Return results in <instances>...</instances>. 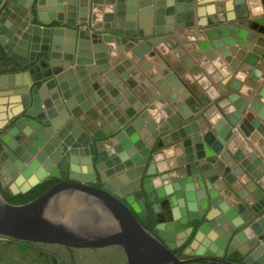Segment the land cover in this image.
<instances>
[{
    "label": "crops",
    "instance_id": "1",
    "mask_svg": "<svg viewBox=\"0 0 264 264\" xmlns=\"http://www.w3.org/2000/svg\"><path fill=\"white\" fill-rule=\"evenodd\" d=\"M157 1L163 3L159 8L164 11L163 19L168 15L173 16V20L157 26L165 30L159 33L155 26L143 30L137 28V35L130 38L136 44L121 53L124 44H118L116 35L103 25H109L110 15L125 13L126 0H96L94 3L90 0L87 20H77L78 27L82 28L86 23L91 32L106 36V40L99 43L105 57L109 58L107 64L110 67L106 71H114L123 83L126 80L115 70L116 67L123 68L124 73L129 72L136 87L126 86L136 100L125 97L127 106L133 107L140 102L142 108L135 116L129 117L105 85L94 81L99 83L98 87L91 84L98 104L91 101L92 106L75 119L76 125L98 145V150L109 147L108 143L124 145L127 152L135 150L133 145L137 143H142L143 149H149L142 178L149 184V194L154 199L152 203L168 199L170 207L186 209L197 215L200 222L197 235L182 252L221 257L233 237L243 233L245 239L249 238L246 232H250V224L264 214V209L258 211V202L262 196L264 198V172L254 175L264 163V49L258 53L246 47L258 46L250 35H264L241 24V21L255 20L264 14L254 17L250 0H246L248 10L237 13L238 19L233 21L229 18L236 6L226 4L227 0H174L171 5H168L171 0ZM259 6L264 7V0H259ZM213 7L215 21L210 15ZM79 8L78 5V13ZM139 10L138 7L137 16ZM92 24L102 26L94 30ZM111 24L114 29L115 21ZM23 50L27 52L16 46L21 55ZM88 50L92 52L90 67L101 73L97 70L95 52L92 48ZM127 61L132 62L131 68L125 67ZM75 66L73 62L71 67ZM16 74L8 73L3 63L1 75L14 79L18 76ZM91 75L89 71L87 78L90 79ZM112 79L109 78L108 83ZM46 80L38 83L42 85ZM18 87L17 84H1L0 89L17 97L15 91ZM120 91V94L124 93L122 89ZM106 95L117 104L120 116L109 108L104 99ZM175 101L179 105H175ZM123 117L128 122L117 128ZM179 118L184 120L181 125L163 132L159 130L158 120L169 124L170 120L177 123ZM22 133L30 137L28 131L22 129ZM167 148L177 150L175 157L165 155ZM129 159L136 161L138 158L136 154H130ZM259 159L263 162L256 163ZM247 166L251 167L250 171ZM85 173L82 170L79 176L84 177ZM201 189L206 192V208L199 205L197 198ZM162 213H166V209ZM158 228L172 247L181 246L183 235L176 232V226L159 222ZM241 240L244 241L242 237ZM26 242H22V251H17L18 254H0V264H33L29 255H20V252L26 253L24 246L30 243Z\"/></svg>",
    "mask_w": 264,
    "mask_h": 264
},
{
    "label": "water",
    "instance_id": "2",
    "mask_svg": "<svg viewBox=\"0 0 264 264\" xmlns=\"http://www.w3.org/2000/svg\"><path fill=\"white\" fill-rule=\"evenodd\" d=\"M173 1H168V5L173 4ZM89 3L90 0H2L0 4V45L7 55V59H0V87L4 77L1 75L4 63L8 73H17L16 75L25 78L23 86L18 85L15 98L26 108V115L21 118L25 123L20 125L17 121V125L10 128L9 133L0 136L2 148L10 153V157L0 164L3 187L19 173L20 165L14 162L15 157L19 156L27 163L33 162L32 158L40 153L41 148L49 156L47 162L50 164H59L63 159L65 162L70 161L71 165L80 163V170L84 165L87 166L84 177L77 178L70 174L36 199L24 204L10 203L0 189V235L20 241L75 248L119 245L126 253L127 264H186L199 261L238 264L212 255L192 258L179 256L175 248L181 247L193 231L194 237L197 235L200 222L197 221V215L188 213L186 209L170 207L168 199L152 203L154 199L149 194V184L142 178L149 159V149H143L137 143L136 147L141 149L143 158L137 155L136 161L129 159L130 154H136L134 149L124 157L114 152L111 157L103 159L98 145L91 142L82 128L76 125L75 119L80 118L92 106L91 101L98 104L93 87H98L99 83L94 81L105 85L115 102L126 110L129 117L135 116L142 108L140 102L133 107L127 106L125 97H129L131 101L136 100L126 86L136 87V83L129 78V72L124 73L123 68L116 67L115 70L126 80L123 83L114 71H106L110 67L107 64L109 58L105 57L103 46L99 44L106 40V36L96 31L91 32L86 23L82 28L78 27L77 20H87ZM230 3L236 6L234 14H230L231 21L238 19L237 13L248 10L246 0L226 1V4ZM161 5L163 3L157 0H126L124 14L109 16V25L103 26L116 35L118 44H124L121 53L136 44L130 38L137 35V28L143 30L155 26L157 33L165 31L157 26L164 21L170 22L174 17L167 15L163 19L164 11L159 9ZM138 7L140 10L137 16ZM215 14L213 7L210 12L213 21L217 20L213 17ZM112 21H115L114 29ZM241 24L264 35V17L244 20ZM101 26L92 24L94 30ZM250 36L259 47H246L261 53L264 49V37L254 33ZM17 45L27 52L23 50L21 55L16 51ZM91 48L99 65L97 70L101 73H96L89 65L92 52L88 49ZM110 58L114 59L112 55ZM73 62L76 63L75 68L71 67ZM124 64L127 68L132 67L131 61ZM41 68L46 70L40 71ZM89 71L92 72L90 79L87 78ZM111 77L112 82L108 83ZM43 79L47 80L42 85L39 84ZM121 89L123 94H120ZM3 94L6 95V92L0 89V95ZM104 99L109 103V108L120 116L121 111L111 97L106 95ZM175 105L179 103L175 101ZM183 121L179 118L177 123L171 120L169 124L163 120H158L157 123L160 125L159 130L163 132L181 125ZM127 122L125 117L120 118L117 128ZM22 129L28 131L29 138L23 135ZM34 131L38 136L32 134ZM259 161L262 159L256 160V163H260ZM259 166L255 176L264 172V163ZM95 167L99 173L97 179ZM247 168L251 170V167ZM95 182H100L101 186H96ZM197 198L199 205L206 208L208 202L205 189L197 192ZM258 205V211L264 209L263 196ZM163 209H166V213L161 214ZM151 215L156 219V225L153 229H148L144 223L149 221ZM159 222L172 223L177 227L176 232L183 233L181 246L172 247L169 244L167 237L160 233ZM250 228L257 236V247L249 254V247L246 245L245 249H241L243 242L239 233L232 238L226 257L238 250L241 255L248 254L242 264H264V214L257 217Z\"/></svg>",
    "mask_w": 264,
    "mask_h": 264
},
{
    "label": "rangeland",
    "instance_id": "3",
    "mask_svg": "<svg viewBox=\"0 0 264 264\" xmlns=\"http://www.w3.org/2000/svg\"><path fill=\"white\" fill-rule=\"evenodd\" d=\"M0 99L2 100V103L0 100V131L1 134H6L9 133L10 128L17 125V121L20 125H23V123H25V121L21 119V117L26 115V108L23 107L22 102L20 100H17L15 96L13 97V94L0 95ZM20 108H22L21 111L18 110ZM16 109L17 111H15ZM32 134L34 136H38L35 131ZM21 138H22L21 140H23V137ZM125 142H128V139ZM108 146L109 147L106 148L102 147L100 149V151L102 152L103 159L111 157V155L114 152L116 154L121 155L122 157H124L127 154V150L124 149V145H114L112 143H108ZM141 146L143 147L144 145L141 143ZM133 147H135V150L137 151L136 155H139L140 158L142 159L143 155L141 153V149L137 148L136 145H133ZM11 151L15 154V152L12 149ZM4 154L7 155L6 156L7 158L10 157V153H8L7 150L3 149L2 152L0 153V164H2V161H4L3 158ZM15 158L16 160H14V162L20 165L19 173L15 177H13L10 180V182L6 184L4 187V189L10 194L22 193L27 189H29L30 187H32L34 184L40 183L41 181L48 178L65 179L68 178L70 174L74 177L82 178L79 176V174L81 175L80 163L78 164L75 163L78 169V171L75 172L73 167L74 164L71 165L70 161L66 162L63 173L59 175L47 173L43 177L39 178L40 171L44 169L43 167L44 162L49 160V156L45 153L43 148H41L40 153L37 156H34L32 158L33 162L27 163L25 161H22L19 156H16ZM70 165L72 166V170L70 168ZM94 170H95V177L97 179L99 177V173L96 167ZM1 177L3 179L2 175ZM29 179L31 182H29ZM94 184H96V182ZM140 190L141 188L139 189V191ZM181 234L183 233L181 232ZM243 235L245 236V234L241 233V237L242 239H244V241H242L243 246L241 249H245V245H246L247 247H249V251H248L249 254L259 244L257 241V236L255 235V232L252 230H250V232L249 231L246 232V236L248 235L249 238L245 239ZM12 240H13L12 238H8L5 236L0 237V254L2 255L18 254L17 251L21 250V245H23V243L16 241L14 242ZM30 246H35V247L37 246L38 248L35 249V247H30ZM24 247L26 248L24 251L26 253L23 254L20 252V255H29L32 258L33 264H126V258H125L126 253L124 252V249L119 245H112V246L100 247V248L72 247V249H70L64 246L57 247L51 243L46 244L39 242H30L29 246H24ZM38 250L42 251L43 253L40 254V251ZM27 251L29 253H27ZM178 254L179 256L184 258H190V257L192 258V257L200 256L191 253L184 254L182 251L178 252ZM248 254H245V256H247ZM225 256L226 253L225 255L221 256V258H225ZM240 256L242 257V259L245 258L244 255L240 254ZM254 260L256 259L254 258ZM205 263L199 261V262H189L186 264H205ZM208 264H213V263L211 262Z\"/></svg>",
    "mask_w": 264,
    "mask_h": 264
},
{
    "label": "trees",
    "instance_id": "4",
    "mask_svg": "<svg viewBox=\"0 0 264 264\" xmlns=\"http://www.w3.org/2000/svg\"><path fill=\"white\" fill-rule=\"evenodd\" d=\"M2 3V0H0V4ZM1 53H0V59L3 61L5 59H7V55L5 54L4 50L1 49ZM0 135H1V131H0ZM2 143H1V139H0V152L2 151ZM58 179L57 178H48L45 179L43 181H41L40 183L36 184L35 186H33L30 190H28L27 192H23V193H18V194H10L9 192H7L5 189H3V187L0 184V189L1 192L3 194V196L5 197V199L7 201H9L12 204H24L27 203L31 200L36 199L37 197H39L40 195H42L43 193H45ZM148 225L147 228L148 229H153L154 226L156 225V219L151 215L150 219L148 222H146ZM145 225V223H144ZM195 235V231H193V233L188 237V239L186 240V242L179 248H177L175 250V252H180L183 251L187 245H189L191 243V241L193 240ZM18 242H23L20 241L18 239H15ZM242 257L239 255L237 257H235L234 261L235 262H241Z\"/></svg>",
    "mask_w": 264,
    "mask_h": 264
},
{
    "label": "bare ground",
    "instance_id": "5",
    "mask_svg": "<svg viewBox=\"0 0 264 264\" xmlns=\"http://www.w3.org/2000/svg\"><path fill=\"white\" fill-rule=\"evenodd\" d=\"M22 78V79H21ZM19 79H21V80H19ZM24 82H25V78L24 77H21V76H15L14 77V79L13 78H8V77H2V79H1V84L3 85V86H5V85H22L23 86V84H24ZM7 155L6 154H4L3 155V158L4 159H6L7 157H6ZM66 162H65V160H63L62 159V161L59 163V164H50V163H48L47 161L46 162H44V164H43V167H44V169L42 170V171H40V175H39V178H41V177H43L45 174H50V173H54V174H57V175H59V174H61V173H63V170H64V167H65V164ZM85 166V165H84ZM73 167H74V170L75 171H78V169H77V166L75 165V163H74V165H73ZM82 170L84 171V172H86L87 171V167H85V168H82L80 171H81V173H82ZM33 181V180H32ZM23 182V181H22ZM29 182H31L30 181V179H29ZM24 186V185H23Z\"/></svg>",
    "mask_w": 264,
    "mask_h": 264
},
{
    "label": "clouds",
    "instance_id": "6",
    "mask_svg": "<svg viewBox=\"0 0 264 264\" xmlns=\"http://www.w3.org/2000/svg\"><path fill=\"white\" fill-rule=\"evenodd\" d=\"M250 5H251L250 10L254 17L264 14V7L259 6V0H250ZM240 78L242 79L243 76L241 75ZM176 153L177 150L175 148L165 149V155L168 156L169 158L175 157ZM155 183L159 184V181H156Z\"/></svg>",
    "mask_w": 264,
    "mask_h": 264
},
{
    "label": "flooded vegetation",
    "instance_id": "7",
    "mask_svg": "<svg viewBox=\"0 0 264 264\" xmlns=\"http://www.w3.org/2000/svg\"><path fill=\"white\" fill-rule=\"evenodd\" d=\"M1 49H3L2 48V46L0 45V53H1ZM4 50V49H3ZM1 136V135H0ZM1 139V138H0ZM2 152V151H1ZM0 152V153H1ZM59 181H61V179H58L55 183H57V182H59ZM2 182H3V180H2V177H1V173H0V184H1V186L3 187V184H2ZM54 183V184H55ZM53 184V185H54ZM52 185V186H53ZM96 186H101V183L100 182H97L96 184H95ZM3 189H4V187H3ZM146 225H148L147 223H145V226ZM147 227V226H146ZM12 241H16V240H12ZM16 242H18V241H16ZM46 244H49V243H46ZM54 245V244H53ZM60 245V244H59ZM62 246H64V245H62ZM64 247H66V248H70V249H72V247H68V246H64ZM238 250H236L234 253H232L228 258L225 256V258H222V259H227V260H229V261H232V262H235L234 261V259H235V257H237V256H239V254H238V252H237ZM211 263V262H209V261H204L203 263ZM242 262H243V259H241V262H235V263H238V264H242ZM205 263V264H206ZM213 264H224V263H220V262H212Z\"/></svg>",
    "mask_w": 264,
    "mask_h": 264
},
{
    "label": "built area",
    "instance_id": "8",
    "mask_svg": "<svg viewBox=\"0 0 264 264\" xmlns=\"http://www.w3.org/2000/svg\"><path fill=\"white\" fill-rule=\"evenodd\" d=\"M0 237H2V235H0Z\"/></svg>",
    "mask_w": 264,
    "mask_h": 264
}]
</instances>
